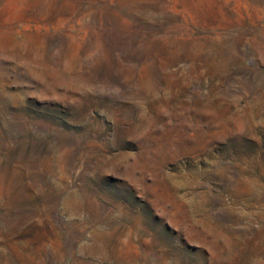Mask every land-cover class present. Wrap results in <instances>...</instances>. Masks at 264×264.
Listing matches in <instances>:
<instances>
[{
	"label": "rangeland",
	"instance_id": "rangeland-1",
	"mask_svg": "<svg viewBox=\"0 0 264 264\" xmlns=\"http://www.w3.org/2000/svg\"><path fill=\"white\" fill-rule=\"evenodd\" d=\"M0 264H264V0H0Z\"/></svg>",
	"mask_w": 264,
	"mask_h": 264
}]
</instances>
